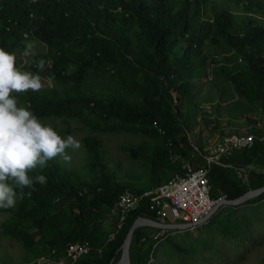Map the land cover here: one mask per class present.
I'll use <instances>...</instances> for the list:
<instances>
[{"label":"trees","instance_id":"16d2710c","mask_svg":"<svg viewBox=\"0 0 264 264\" xmlns=\"http://www.w3.org/2000/svg\"><path fill=\"white\" fill-rule=\"evenodd\" d=\"M206 2L0 0V48L15 53L25 35L34 37L48 46V53L37 57V61H46L45 68L40 71L33 62L24 70L46 78L54 75L50 89L14 93L21 106L39 119L79 117L94 131H140L163 138V145L147 157L148 183L140 186L135 184L140 176L120 169L114 160L108 162L105 151H98L102 148L100 140L86 137L89 161L83 171L55 158L46 168L29 173L32 177L45 175L47 183H35L34 191L23 189L25 195L18 198L15 207L1 209L7 216L1 224L5 234L29 250H34L37 240L59 256H65L72 244L86 242L92 247L91 253L72 264H117L134 221L156 217L144 203L105 244L99 232L106 211L116 207L125 191L142 194L182 174V166L174 157L201 166V150L195 149L190 138L196 112L206 126L223 131L219 119H212V112L202 106L213 103L215 97L198 92L210 72H221L242 96L260 105L263 120L253 121L248 132L264 136V20L249 0L213 2L210 17L204 15ZM70 67L76 69L72 74ZM92 72L110 73L113 82L86 80ZM205 91L210 87L206 85ZM86 111L96 118L87 117ZM229 123L227 127H234L232 121ZM263 156L264 139H258L252 148L236 151L213 165L209 174L212 196L221 194L233 200L249 189L263 187V174L253 172L248 187L237 178V168ZM81 210L92 218L91 227L78 224ZM64 211L67 225L56 230L53 226ZM143 228L134 233L131 264H148L151 259L154 241L143 238ZM34 231L39 233L37 239Z\"/></svg>","mask_w":264,"mask_h":264},{"label":"rangeland","instance_id":"374dc122","mask_svg":"<svg viewBox=\"0 0 264 264\" xmlns=\"http://www.w3.org/2000/svg\"><path fill=\"white\" fill-rule=\"evenodd\" d=\"M228 1L235 4L236 0H207L204 5V15L212 16L213 2ZM249 1L252 9L258 14L257 16L264 20V0ZM28 43L33 44V54L30 57H24L22 52ZM47 53V44L34 37H26L14 54L17 57V66L22 71H26L24 67L37 62V57ZM75 70V67H70L69 74L74 73ZM29 71L41 76L42 89H50L54 86V83L49 82L46 77L32 70ZM112 79L110 73L103 72H92L86 77V80L90 82L106 81L112 83ZM206 85L210 87L208 92L205 91ZM198 92L202 96L215 97L213 103H203L202 106L212 112V119H219L218 123L223 130L230 129L227 127L230 125L229 121L233 122V130L240 128L239 130L248 131L253 121L263 120L260 105L242 96L234 84L225 79L221 72H210L209 77L203 79V82L199 84ZM85 113L88 114V111ZM195 115L196 117L193 118L194 132L190 134V138L195 149L201 150L202 156L209 155L210 145L219 135V132L209 128L208 125L206 126L201 121L200 116H197L199 112H196ZM87 117L96 118L92 113L88 114ZM40 120L51 125L62 137L71 135L81 143L80 149L67 150L71 160L64 162L61 159L63 165L70 168H80L83 171L89 161L85 139L92 136L102 143V148H99L98 151H105L108 162L114 160L113 162L120 169L123 168L133 173L137 178L140 176V181L135 183L140 186L148 183L150 167L147 157L155 148L163 145L162 137L148 135L140 131H94L86 124V119L79 117H46ZM174 161L182 167L189 163L180 157H174ZM200 164H203V160ZM253 172L264 175V156L260 161L237 168V178L241 185L249 186ZM250 190L252 189L248 191ZM216 197H221V194H217ZM249 200L235 207H221L204 224L188 230H173L161 242H156L154 239L157 229L143 228V238L154 241V250L148 264H264V196L254 202ZM65 214L64 211L60 215L61 219L55 223L54 229H65L67 225ZM77 215L80 226L88 228L93 225V220L86 211L81 210ZM6 220L7 216L3 215L0 209V264H32L42 256H50L47 247L37 240L34 250H29L17 238L5 234L1 224ZM118 224L119 218L116 207L107 210L105 221L99 232L101 237L105 239V244H107L112 233H117ZM235 226L238 227V231H233ZM228 228L231 230L226 234ZM33 236L37 239L39 233L34 231ZM132 251L135 252L133 245L130 248V252ZM36 253L39 254L38 258L35 257ZM56 260L59 258L57 257Z\"/></svg>","mask_w":264,"mask_h":264},{"label":"clouds","instance_id":"9594fccd","mask_svg":"<svg viewBox=\"0 0 264 264\" xmlns=\"http://www.w3.org/2000/svg\"><path fill=\"white\" fill-rule=\"evenodd\" d=\"M33 44L28 43L22 52L30 57ZM14 53L0 48V209H11L23 199V189L35 190L34 184L45 185L47 177L29 175L47 167L49 161L60 158L70 162L68 149H80L81 143L73 136L62 137L49 124L43 123L28 107L21 106L15 94L39 92L43 88L41 76L22 71ZM46 61L36 62L43 71ZM49 82L54 79L50 75ZM17 189L20 190L19 194ZM31 196V191L27 193Z\"/></svg>","mask_w":264,"mask_h":264},{"label":"built area","instance_id":"2783aa9c","mask_svg":"<svg viewBox=\"0 0 264 264\" xmlns=\"http://www.w3.org/2000/svg\"><path fill=\"white\" fill-rule=\"evenodd\" d=\"M261 126L259 123L258 127ZM259 136L248 131L224 129L210 145L209 155L203 156L201 166H195L194 163L189 162L182 167V174H176L167 182L142 194L130 191L122 193L116 205L119 218L117 231L121 229L129 214L141 208L144 203L149 213L154 215L155 220L160 223L195 224L206 219L219 201L226 198L212 196V186L209 182L211 167L228 159L236 151L252 148L258 139H264V136L261 138ZM157 230L154 236L156 242L163 241L173 231L172 229ZM115 235L116 233H112L109 241L113 240ZM91 251L92 247L89 243L72 244L65 256H59L55 250H52L49 251L50 256H42L32 264H72L88 256ZM57 257L59 260H56Z\"/></svg>","mask_w":264,"mask_h":264},{"label":"water","instance_id":"95a60500","mask_svg":"<svg viewBox=\"0 0 264 264\" xmlns=\"http://www.w3.org/2000/svg\"><path fill=\"white\" fill-rule=\"evenodd\" d=\"M264 194V186L255 190H250L248 191L246 194H244L243 196L233 199V200H229V199H221L219 201V203L216 205V207L214 208L213 212L204 220H202L199 223H176V224H164V223H160L156 220H152L149 218H139L137 220L134 221V223L132 224V226L129 229V232L125 238L123 247H122V256L121 259L119 260V262L117 264H131V259H130V248L132 245V240H133V236L134 233L136 231V229L140 228V227H152L155 229H172V230H188V229H192L195 226H198L200 224H204L214 213H216L218 211V209H220L221 207H226V206H238L240 205L242 202L260 196Z\"/></svg>","mask_w":264,"mask_h":264}]
</instances>
